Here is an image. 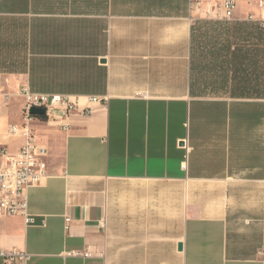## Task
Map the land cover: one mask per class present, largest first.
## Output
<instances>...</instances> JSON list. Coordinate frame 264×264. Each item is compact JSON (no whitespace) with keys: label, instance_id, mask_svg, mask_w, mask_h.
<instances>
[{"label":"crops","instance_id":"0c3cea01","mask_svg":"<svg viewBox=\"0 0 264 264\" xmlns=\"http://www.w3.org/2000/svg\"><path fill=\"white\" fill-rule=\"evenodd\" d=\"M221 2L0 0V142H22L6 129L24 85L91 110L32 121L48 177L27 191L32 223L0 217V247L27 264H264V98L191 85V27ZM250 13L238 1L233 22Z\"/></svg>","mask_w":264,"mask_h":264},{"label":"built area","instance_id":"2783aa9c","mask_svg":"<svg viewBox=\"0 0 264 264\" xmlns=\"http://www.w3.org/2000/svg\"><path fill=\"white\" fill-rule=\"evenodd\" d=\"M240 0H222L217 5H212L205 11V19L233 22L234 9ZM258 6L264 13V0H258ZM247 20L257 23L264 28V15L257 19L249 14ZM23 97L21 123L11 124L6 129V134L12 137H20L22 142L15 151H11L7 144L0 142V217L22 216L26 223H32L33 218L28 213L27 191L30 187L39 185L48 177L47 149L40 144L31 123L38 117H43L47 122H59L69 113L91 112L88 109H77V102L70 100L68 96L61 94H48L32 92L27 86L19 89ZM95 100V98H91ZM32 107L45 109L43 115H34L30 112ZM51 109L63 110V116L58 120H52ZM68 221L69 218H66ZM77 253V252H72ZM0 258L4 264H27L29 254L16 247H0Z\"/></svg>","mask_w":264,"mask_h":264},{"label":"trees","instance_id":"16d2710c","mask_svg":"<svg viewBox=\"0 0 264 264\" xmlns=\"http://www.w3.org/2000/svg\"><path fill=\"white\" fill-rule=\"evenodd\" d=\"M190 70L197 95L228 90L233 97L264 98V28L254 22L195 19Z\"/></svg>","mask_w":264,"mask_h":264},{"label":"water","instance_id":"95a60500","mask_svg":"<svg viewBox=\"0 0 264 264\" xmlns=\"http://www.w3.org/2000/svg\"><path fill=\"white\" fill-rule=\"evenodd\" d=\"M30 112L34 115H43L45 113V109L40 107H32L30 109ZM50 112L52 113V117H51L52 120H58L64 114L63 110H58V109H51ZM180 247L181 245H179V248Z\"/></svg>","mask_w":264,"mask_h":264},{"label":"rangeland","instance_id":"374dc122","mask_svg":"<svg viewBox=\"0 0 264 264\" xmlns=\"http://www.w3.org/2000/svg\"><path fill=\"white\" fill-rule=\"evenodd\" d=\"M202 19H205V18L203 17ZM233 23H234V22H231V23L229 22L230 25H233Z\"/></svg>","mask_w":264,"mask_h":264}]
</instances>
